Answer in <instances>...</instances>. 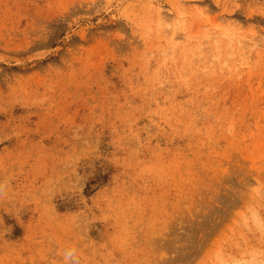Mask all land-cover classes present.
Here are the masks:
<instances>
[{
  "label": "rangeland",
  "instance_id": "rangeland-1",
  "mask_svg": "<svg viewBox=\"0 0 264 264\" xmlns=\"http://www.w3.org/2000/svg\"><path fill=\"white\" fill-rule=\"evenodd\" d=\"M264 262V0H0V264Z\"/></svg>",
  "mask_w": 264,
  "mask_h": 264
},
{
  "label": "bare ground",
  "instance_id": "bare-ground-1",
  "mask_svg": "<svg viewBox=\"0 0 264 264\" xmlns=\"http://www.w3.org/2000/svg\"><path fill=\"white\" fill-rule=\"evenodd\" d=\"M239 264H264V262H247V261H243Z\"/></svg>",
  "mask_w": 264,
  "mask_h": 264
}]
</instances>
